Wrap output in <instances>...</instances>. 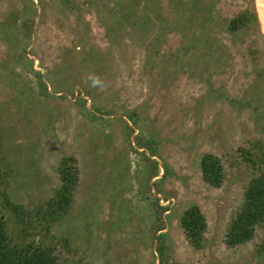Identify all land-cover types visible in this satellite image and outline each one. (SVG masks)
I'll list each match as a JSON object with an SVG mask.
<instances>
[{
    "label": "rangeland",
    "instance_id": "1",
    "mask_svg": "<svg viewBox=\"0 0 264 264\" xmlns=\"http://www.w3.org/2000/svg\"><path fill=\"white\" fill-rule=\"evenodd\" d=\"M262 186L264 0H0L7 243L53 264H264L263 212L231 236Z\"/></svg>",
    "mask_w": 264,
    "mask_h": 264
},
{
    "label": "trees",
    "instance_id": "2",
    "mask_svg": "<svg viewBox=\"0 0 264 264\" xmlns=\"http://www.w3.org/2000/svg\"><path fill=\"white\" fill-rule=\"evenodd\" d=\"M236 24V23H235ZM62 182L64 183L61 188V193L65 196L68 194L70 188L69 185L75 183L73 173L70 169H64L62 171ZM64 191V192H63ZM246 207L243 208L238 222L231 232L232 244L242 243L245 239H248L253 231V227L257 223L256 215L264 213V186L252 191L246 202ZM3 219L0 220V264H53L54 260L51 258L49 249L41 246H27L21 247L16 244L7 243L8 236L5 230H3ZM184 228L193 233L195 236V230L201 226L199 217H195L190 214V218L183 221ZM165 256V248H159V258L161 264H164L163 257Z\"/></svg>",
    "mask_w": 264,
    "mask_h": 264
}]
</instances>
